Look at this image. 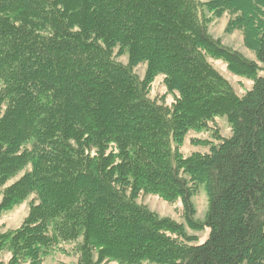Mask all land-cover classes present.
Returning <instances> with one entry per match:
<instances>
[{
	"label": "trees",
	"instance_id": "obj_1",
	"mask_svg": "<svg viewBox=\"0 0 264 264\" xmlns=\"http://www.w3.org/2000/svg\"><path fill=\"white\" fill-rule=\"evenodd\" d=\"M224 14L261 67L209 35ZM209 59L251 90L238 97ZM158 76L170 106L148 98ZM217 118L231 135L183 157ZM140 195L180 203L207 240ZM30 198L0 232V264H43L63 245L78 264H264V0H0V217Z\"/></svg>",
	"mask_w": 264,
	"mask_h": 264
},
{
	"label": "rangeland",
	"instance_id": "obj_2",
	"mask_svg": "<svg viewBox=\"0 0 264 264\" xmlns=\"http://www.w3.org/2000/svg\"><path fill=\"white\" fill-rule=\"evenodd\" d=\"M199 1L201 3H207L210 0ZM229 19L230 16L224 14L218 19L211 20L208 24L209 35L214 40L219 41L223 47L240 53L245 59L255 62L261 67V64L257 62L253 53L245 48L242 35L239 32L235 31L230 34L226 33V26ZM114 60L122 66L126 67L128 65V58L126 56L115 57ZM208 62L211 67L230 84L238 97L244 96L246 92L251 90L253 83L248 79L230 74L223 62L211 59H209ZM132 72L139 81H142L145 74V65L142 64L133 68ZM262 75L263 73L259 71L258 76ZM148 98L151 101L158 102L165 106H170L174 101L173 96L166 92L162 76H158L151 84ZM230 135L231 132L226 120L224 118H217L213 124L209 125V128L206 131L189 132L181 144L180 153L183 157H188L192 153L205 154L208 152L210 145H215L219 139L228 138ZM204 142H207L208 144L204 145ZM16 179L9 182V184L15 182ZM30 202L31 198L20 206L14 208L12 211L3 213L0 217V232L5 233L17 229L28 215ZM136 204L155 214L160 219L165 218L184 225L186 235L194 239L193 243L195 245L203 244L208 238L209 231L207 229H204L203 231H191L185 227L180 203L169 205L157 196L140 195L136 200ZM192 204L195 211L194 219L198 222H203L207 211V197L202 187L198 189L197 193L192 198ZM61 249L63 250L62 252H56L47 258L43 264H78V256L74 251L73 245H63L61 246ZM7 258V256H2L0 257V260L6 261Z\"/></svg>",
	"mask_w": 264,
	"mask_h": 264
}]
</instances>
